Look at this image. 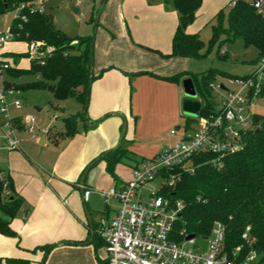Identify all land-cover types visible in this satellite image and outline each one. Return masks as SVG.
<instances>
[{
    "label": "crops",
    "instance_id": "0c3cea01",
    "mask_svg": "<svg viewBox=\"0 0 264 264\" xmlns=\"http://www.w3.org/2000/svg\"><path fill=\"white\" fill-rule=\"evenodd\" d=\"M227 4L228 0H202L186 33L199 34L203 25ZM104 7L98 36L93 42L92 60L93 73L101 74L90 84L83 115L82 106L76 101L78 105L71 114L77 117L76 133L72 137L64 136L63 118L69 115L63 116V130L50 137V133L39 137L42 143L48 138L52 140L56 151L49 157L32 159L21 148L5 150L0 140V169L9 173L15 192L24 201L10 222L15 234L0 233V264H107L105 247L93 236L97 221L92 211H98L102 217L115 214L118 201L111 198L117 202L111 210L102 193L122 187L131 178L135 164L167 147L151 144L143 148L150 153H141L136 138L143 130L149 133L156 121L165 120L169 126L178 124V116L183 113V79L168 78L189 70L190 58L161 55L171 52L177 12L166 7L162 0H106ZM11 20L12 15L8 22L0 19V31L8 30ZM14 54H23L24 58L26 55L0 47L1 58L16 62L20 57L17 59ZM7 75L6 72L3 76L5 82L13 79ZM220 87L232 88L224 84ZM57 107L61 111L65 108L61 104ZM14 114L22 115L16 111ZM187 119L190 117L185 116L183 129L181 125L175 127L176 133L190 130ZM196 122L195 119L194 126ZM123 124L126 132L125 145H122L127 155L114 167L116 178L107 172L105 161H99L86 171L81 187L83 169L100 154L118 146ZM37 130H40L38 125ZM37 134H28L20 128V144L30 142ZM95 195L104 200L100 210L92 205L97 199ZM86 210L94 225L92 228ZM47 245L53 247L45 253L43 246Z\"/></svg>",
    "mask_w": 264,
    "mask_h": 264
},
{
    "label": "trees",
    "instance_id": "16d2710c",
    "mask_svg": "<svg viewBox=\"0 0 264 264\" xmlns=\"http://www.w3.org/2000/svg\"><path fill=\"white\" fill-rule=\"evenodd\" d=\"M35 1L37 0H0V16L10 12L19 3L26 5L21 10L26 19L12 18L9 27L16 41L28 43L35 40L43 43V50L47 46L52 48L50 53L31 61L28 67H12L7 70L9 77L17 79L29 76L28 81L17 83L13 80L6 84L14 85L22 91L47 90L51 92L54 100L72 97L82 106L83 115L89 101L90 84L101 74L100 72L95 75L92 71L94 37L67 36L55 27L49 13L33 10ZM162 2L178 14L171 52L161 53L162 57L199 58L215 43L216 53L219 54L224 42L236 38H240L245 47L254 46L257 49V57L252 63L264 55V19L255 13L248 0H236L231 5L226 27L222 26L224 8L215 14L213 19L216 24L211 26L212 36L207 48L198 33L190 34L185 30L195 20L202 0ZM221 36L223 39L220 40ZM22 55L14 54V57L18 59ZM217 76L236 78L246 75H228L217 69H208L200 74L186 70L169 77L168 80L180 81L184 77H190L201 103L198 116L210 117L215 114L212 84ZM195 119H187V125ZM254 120L256 128L242 136L241 146L237 150L222 156L220 167L211 163L216 154H200L193 159V173L181 172L179 179L173 185L161 189L159 194L169 200L183 202L180 217L174 224L176 239L183 237V234L179 235L181 231L195 234L199 238L209 236L214 222L219 221L224 227L227 250L240 246L243 253H246L253 249L257 253L258 264H264V115L255 114ZM63 121L64 136L72 137L77 131L76 115L64 117ZM124 140L125 136L119 146L92 160L83 169L80 178L99 161H105L107 172L116 178L114 167L117 163H122L127 155V150L122 145ZM23 202L22 197L14 190L9 173L0 169V233L10 236L15 234L10 222L18 214ZM244 233L247 238L243 237ZM93 236L104 245L96 231ZM52 247L53 245H47L43 249L46 253Z\"/></svg>",
    "mask_w": 264,
    "mask_h": 264
},
{
    "label": "built area",
    "instance_id": "2783aa9c",
    "mask_svg": "<svg viewBox=\"0 0 264 264\" xmlns=\"http://www.w3.org/2000/svg\"><path fill=\"white\" fill-rule=\"evenodd\" d=\"M235 1H231L232 6ZM248 2L264 19V0ZM25 6L24 3L15 5L10 11L12 18L25 20L21 14ZM32 8L43 11L41 1H35ZM9 41H16L10 30L0 31V46ZM26 44L25 58L29 63L52 50L50 46L41 49L40 41ZM12 67L18 66L0 57V140L7 151L21 148L20 128L31 135L37 129L35 115L14 114L22 107L23 93L3 79ZM231 82L233 87L225 90L212 84L213 91L219 92L214 97L215 114L197 116L194 129L184 130L179 142L138 162L122 187L102 193L106 202L111 198L118 201L115 214L101 217L96 224L95 231L107 252V264H258L253 249L246 253L240 246L226 249L224 227L219 221L214 222L209 236L186 239L189 234L181 231L179 235L183 237L176 239L174 224L180 217L183 202L159 194L164 187L173 185L181 172L193 173V159L200 154H216L211 163L220 167L222 156L237 150L242 136L256 128V109L259 102L264 101V55L256 59L248 75L232 78ZM43 131L49 133L48 129ZM175 133L174 129L170 131L171 135ZM158 178L160 185L153 187L152 183ZM243 237L247 238V234Z\"/></svg>",
    "mask_w": 264,
    "mask_h": 264
},
{
    "label": "rangeland",
    "instance_id": "374dc122",
    "mask_svg": "<svg viewBox=\"0 0 264 264\" xmlns=\"http://www.w3.org/2000/svg\"><path fill=\"white\" fill-rule=\"evenodd\" d=\"M41 1L42 9L45 13H49L52 16L53 23L56 28L63 31L67 36L71 38H78L82 36H98L99 26L102 23L101 12L103 11L104 3L106 0H37ZM94 5V6H93ZM74 8H77V12L74 11ZM231 8L230 1L224 9V17L222 20V26H227V16ZM12 12H8L0 17L3 22H8L11 19ZM196 17V14H195ZM11 24V22H10ZM216 24L215 19H210L202 27L201 32L199 33L200 39L204 42L205 48L208 47L209 41L212 36L211 26ZM223 39V36L219 38ZM94 42V41H93ZM0 47H6L14 53H22L27 51V44L21 41H9L2 44ZM217 43H215L211 49L202 57L199 58H190L189 65L190 71L192 73H203L208 69H217L219 71L225 72L228 75H244L252 71L253 65L251 64L253 60L257 57V49L254 46L245 47L243 41L240 38H236L231 41H226L221 46V53H216ZM225 49V55L222 53V50ZM11 64H16L18 67H26L28 61L24 57H20L19 60L13 62L9 58ZM8 76V75H7ZM9 77V76H8ZM7 77V78H8ZM190 78V77H189ZM30 79L29 76H22L16 80L17 83H23ZM184 79V78H183ZM11 80V79H9ZM229 77L217 76L215 78L214 84L220 85L224 84L227 87H233L232 82ZM13 81V79L11 80ZM16 87V86H15ZM18 88V87H17ZM20 89V88H18ZM21 90V89H20ZM22 91V90H21ZM23 92V91H22ZM219 92L212 90L214 97ZM221 93V92H220ZM197 97V96H196ZM192 103L196 105L198 111L200 110L201 104L199 99L195 98ZM58 104L64 106V110H60L57 107ZM78 103L72 97L66 98L64 101H57L52 98V95L47 90H28L23 94L22 98V107L16 112H20L22 115L33 114L36 116L37 125L40 127V130L37 135L28 143L20 144L21 149L32 159L37 157H49L56 151L55 145L52 143V140L48 138L45 143L39 142L40 134L44 133L43 130L50 129L49 137L56 135V133L63 130V121L62 117L71 115L75 112ZM257 112L264 115V101H260L258 104ZM185 116L188 118H196L197 116L186 115L181 112L178 116V124L170 125L165 122V120L156 121L154 125L151 126L150 132L147 133L143 130V133H140V136L136 138L138 146V151L143 153V148H148L151 144H160L161 147L168 146L170 144H175L180 141L182 136V131H177L175 136L169 134L171 128L175 129L176 126L181 125L183 129V123ZM148 121V120H147ZM146 121V122H147ZM193 121L191 122L189 129H194ZM124 124L122 127V131ZM143 129V128H142ZM121 131V134H122ZM121 137V136H120ZM125 145V140L123 141ZM19 151V150H15ZM5 153L7 151H4ZM149 150H145L144 153H148ZM150 153V152H149ZM160 179H156L153 183V187H158L160 185ZM96 201L92 204L97 207V209H102L104 205V200L102 197L95 195ZM92 201V200H91ZM117 202L115 199H109L107 201L108 207L112 210L116 206ZM111 213V212H110ZM98 211H92V217L98 221L102 216ZM101 216V217H100ZM196 249V247H194ZM102 252L105 253L103 248Z\"/></svg>",
    "mask_w": 264,
    "mask_h": 264
},
{
    "label": "water",
    "instance_id": "95a60500",
    "mask_svg": "<svg viewBox=\"0 0 264 264\" xmlns=\"http://www.w3.org/2000/svg\"><path fill=\"white\" fill-rule=\"evenodd\" d=\"M74 11H76V9H74ZM182 88H183V95H184V100H183V113L186 115H191V116H197L199 111L198 108L196 107V105H194L192 103V101L196 98L197 93L195 90V86L194 83L192 81L191 78L187 77L184 78L182 80ZM125 132H126V124H124V128L121 134V138L120 141L118 143V146L121 144L122 138L125 136ZM84 175H82V177L80 178V185L81 187H83L84 184ZM82 188H81V192H82ZM86 216H87V220L88 223L90 224V227L92 228L93 224H92V220L90 218L89 212L88 210H86ZM195 237V234H189L186 239L189 238H193Z\"/></svg>",
    "mask_w": 264,
    "mask_h": 264
}]
</instances>
